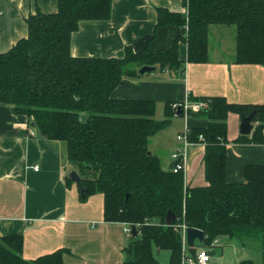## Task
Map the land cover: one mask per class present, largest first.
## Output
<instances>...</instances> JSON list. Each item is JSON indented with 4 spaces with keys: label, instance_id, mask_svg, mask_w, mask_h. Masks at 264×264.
<instances>
[{
    "label": "trees",
    "instance_id": "obj_1",
    "mask_svg": "<svg viewBox=\"0 0 264 264\" xmlns=\"http://www.w3.org/2000/svg\"><path fill=\"white\" fill-rule=\"evenodd\" d=\"M186 12L157 8L158 31L187 27L165 52L149 46L125 47L123 58H78L71 54L72 35L83 21H107L113 0H58L55 13L39 9L27 18L28 36L0 53V104L28 117L42 136L62 142L66 158L83 180L84 200L103 194L104 220L136 226L141 240L125 248L124 264H158L156 252L168 251L169 264H182V227L205 233L211 246L222 237L258 241L264 264V165L251 164L244 182L227 181L228 117L253 111L254 129L236 143L264 144V105L232 104L224 97H190L209 107L192 115L208 120L206 128H189L188 140L205 138V186H187L182 172L165 170L151 153V139L170 126L175 111L155 119L152 100H116L113 92L125 78H141L143 66H155L184 78L187 64L209 60L211 26L236 28L235 63L264 65V0H185ZM187 45V60L180 58ZM181 115L183 116V111ZM179 111V112H180ZM192 113V112H191ZM190 113V114H191ZM73 181L68 178V184ZM129 198L127 199V196ZM176 216L167 226L166 217ZM22 235L0 238V264H64L68 250L35 260L22 256ZM240 264H255L244 260Z\"/></svg>",
    "mask_w": 264,
    "mask_h": 264
},
{
    "label": "crops",
    "instance_id": "obj_2",
    "mask_svg": "<svg viewBox=\"0 0 264 264\" xmlns=\"http://www.w3.org/2000/svg\"><path fill=\"white\" fill-rule=\"evenodd\" d=\"M158 7L173 12L187 10L185 0H113L109 20L80 23L71 38V54L78 58H123L126 46L140 52L149 44L155 53L167 51L177 37L187 35L188 28L164 27L149 43L155 34ZM37 9L55 13L58 0H0V53L28 36L27 18ZM230 37V47L222 40L210 51L207 63L187 64L184 78L157 68L141 78H125L112 98L155 101V119L158 109L165 114L166 104H183L190 97H224L232 104L264 105V65L236 64V31ZM179 50L181 60L186 61L187 45L180 43ZM194 113L175 115L170 126L151 139L150 151L160 158L165 170H171L176 151L169 155L163 149L171 152L175 142L182 143L178 137L187 128L207 127L208 120ZM241 121L238 114L228 117L227 181L232 184L244 182L246 166L264 165V144L235 142L241 136ZM174 126L172 135H167ZM204 153V144L187 148L189 186L207 185ZM73 171L78 173L68 162L62 142L44 138L28 117L0 104V238L22 235L26 260L66 249L64 264H124L125 248L133 239L125 232L126 224L105 222L104 195L84 200L78 185L68 184ZM217 241L219 244L220 238ZM161 254L157 250V255Z\"/></svg>",
    "mask_w": 264,
    "mask_h": 264
},
{
    "label": "rangeland",
    "instance_id": "obj_3",
    "mask_svg": "<svg viewBox=\"0 0 264 264\" xmlns=\"http://www.w3.org/2000/svg\"><path fill=\"white\" fill-rule=\"evenodd\" d=\"M221 31L223 36H221L222 33L220 34ZM234 31H236L234 26H211L209 35L210 51H213L215 48H217L221 44L222 40H225L230 47V44H232L230 36L231 32ZM162 113L163 111L158 109L156 120L162 121L165 118V114ZM174 129L175 126L171 127L166 131V134L172 135ZM155 139H153L154 145L157 143V139ZM159 147H162V145ZM180 149H185L183 140L182 143L175 142V147L171 152L167 151L165 148L163 150L164 153L168 152L169 155H172L174 151L178 152ZM196 247L202 249L205 248V245L203 242L196 241ZM215 250L216 255L212 257L211 264H240L242 261L249 259L253 260L255 264H262L263 261L261 244L254 240L230 239L228 237H222L220 238V242L216 246ZM156 260L158 264H169L170 253L168 251H162L161 255H157L156 252Z\"/></svg>",
    "mask_w": 264,
    "mask_h": 264
},
{
    "label": "built area",
    "instance_id": "obj_4",
    "mask_svg": "<svg viewBox=\"0 0 264 264\" xmlns=\"http://www.w3.org/2000/svg\"><path fill=\"white\" fill-rule=\"evenodd\" d=\"M172 107L175 111H183V114L187 117L190 115L191 112H201L204 109H207L209 107V103L207 102H195L191 103L190 101H187L183 104L175 103L172 104ZM31 135L33 136L34 133L31 132ZM189 135V129L187 128L184 133L180 134L178 139L184 141L185 149L180 150L172 155V159L174 162L177 161L175 167L171 169L175 173L182 172L185 179V185L188 186L187 183V177H188V168H187V148L192 144L188 140ZM198 144H206L205 138L203 136H200V141ZM35 170H39V166L35 167ZM127 228L125 229L126 234L131 236L132 233V226L126 225ZM187 226L183 225L182 227V240H183V261L182 264H211L212 252H216L215 248L218 245V241L216 240L214 243H212L211 246H205V248L199 249L197 248L196 258H193L191 253L189 252V245L187 242ZM203 242V241H202Z\"/></svg>",
    "mask_w": 264,
    "mask_h": 264
},
{
    "label": "water",
    "instance_id": "obj_5",
    "mask_svg": "<svg viewBox=\"0 0 264 264\" xmlns=\"http://www.w3.org/2000/svg\"><path fill=\"white\" fill-rule=\"evenodd\" d=\"M156 71H157V67L155 66H143L139 70V74L141 76H145L146 74L154 73ZM255 115H256V111H253L248 116H242L241 128H240L241 135L250 136L252 134V131L254 129L253 121H254ZM176 116H181V111L180 112L178 111ZM176 163L177 161L174 162V164L171 166V169L175 167ZM69 178L78 185L81 191V195L84 197L85 189L83 186V180L81 176L76 171H73L69 175ZM128 198H129V195L127 196V199ZM175 219H176V216L173 213L169 212L166 217L167 226H170L174 222ZM131 236L133 239L129 241L128 246H130L131 244L137 243L141 240V236L138 233L136 226L132 227ZM204 238H205V233L199 229H188L187 230V242L189 245V252L191 253L193 258H196V253H197L196 241L202 242ZM215 254H216L215 251L212 252V255L215 256Z\"/></svg>",
    "mask_w": 264,
    "mask_h": 264
}]
</instances>
